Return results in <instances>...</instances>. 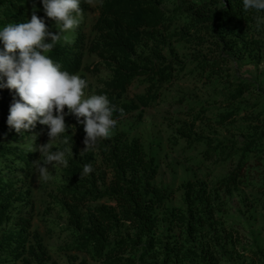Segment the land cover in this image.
<instances>
[{
	"label": "trees",
	"instance_id": "trees-1",
	"mask_svg": "<svg viewBox=\"0 0 264 264\" xmlns=\"http://www.w3.org/2000/svg\"><path fill=\"white\" fill-rule=\"evenodd\" d=\"M212 2L213 5L202 4L192 10L180 6L163 8V0L100 3L91 26L89 47L108 71L101 83L109 101L119 109L113 112L114 119L138 111L139 121L143 109L157 100L163 83L186 68L189 62L178 56L173 43L208 50L195 53L189 60L194 64L189 71L202 77H217L223 71L222 65L234 56L264 49V43L249 34V27L263 18L264 13L245 11L241 0ZM86 3L81 0L82 12ZM29 9L27 0H0V26L26 20ZM79 17L84 22V17ZM71 31L75 33L72 40L59 39L46 54L74 74L81 65L86 35L78 26ZM136 78L147 83L145 92L133 100H123V94ZM233 85L231 103L254 84L240 80ZM257 91L262 93L261 109L257 116L248 119L263 117L260 121L264 123V88ZM11 100L10 91L0 89V163L4 169L16 171L32 164L34 151L22 146L21 139H31L34 135L20 136L8 130L5 121ZM226 109L219 112V124L233 119L239 111L233 104ZM191 123L184 122L178 128L187 147L203 139L195 136ZM250 127L237 150H228L224 142L213 144L212 139L205 138L203 158L222 155L234 162L238 155L232 168L215 180L220 187L231 188L242 183L249 156H264V128L260 130L254 124ZM80 132L84 136L83 125ZM71 151L67 153L68 164L58 188V204L66 212L73 235L66 248L86 254L78 264H89L88 260L97 264H172L175 260L217 264L216 251L224 253L229 242L221 232L211 234L214 237L211 241L198 239L203 237L199 236L202 232L214 230L215 221V209L203 181L189 178L182 186L183 205L168 207L166 202L173 192L170 187L154 182L159 170L155 154L129 130L99 141L84 154H80L76 144ZM88 163L93 165V173L79 178V172ZM19 181L0 176V264H46L48 254L43 240L37 233L31 235L30 217L21 211L29 192ZM160 223H163L161 231ZM178 224L179 234L174 231ZM30 236L32 241L28 242ZM255 252L264 263V251Z\"/></svg>",
	"mask_w": 264,
	"mask_h": 264
},
{
	"label": "rangeland",
	"instance_id": "rangeland-1",
	"mask_svg": "<svg viewBox=\"0 0 264 264\" xmlns=\"http://www.w3.org/2000/svg\"><path fill=\"white\" fill-rule=\"evenodd\" d=\"M103 0H86V7L80 16L78 27L86 35L82 49V61L79 70L74 73L88 82L84 89L85 97L92 94H106L103 91L101 80L108 71L100 63V57L90 51L92 37L91 26L95 21L99 5ZM29 15L33 11L32 4H36V14L45 16L39 0H27ZM213 5L212 0H163V8L180 6L184 9L200 7L202 4ZM80 18V17H79ZM47 30L59 32V25H55L51 18L45 17ZM251 38H256L264 43V17L258 19L249 27ZM75 33L65 31L60 39L72 40ZM172 48L178 56L189 63L184 70L178 72L177 77L164 82L159 90L157 100L143 109V116L137 120L138 111L131 112L117 120V125L112 131V137L119 131H130L131 135L139 136L144 146L155 154L159 170L154 182L168 186L173 195L166 202L168 207L183 205V183L189 178L203 181L207 185L211 206H214V230L204 231V241L214 238L211 234L221 232L228 239L229 246L223 251H216L217 264H264L257 257L256 249L264 251V156L259 158L250 155L247 161L245 175L242 183L235 187H220L215 180L226 174L235 164L230 158L213 155L206 159L201 155L206 147L205 138L212 139L215 144L224 142L228 150H237L247 138V132L253 124L260 130L264 128L263 117L252 120L261 109L262 93L258 88H264V49H257L254 53H244L242 57L234 56L227 64H223V71L217 77H206L191 73L189 70L193 63L189 60L195 53H205L186 43H173ZM226 52V51H225ZM253 82L241 97L229 102V96L237 81ZM147 83L142 78H136L128 91L123 94V100H133L138 94L145 92ZM238 106V112L224 124H219L217 119L220 113L229 105ZM66 110V106H65ZM192 120H194L193 123ZM67 132L63 138L49 140L53 150H72L78 145L79 151L84 148L83 137L80 132L82 125L77 124L74 116H65ZM184 122L193 124L195 136L203 138L199 143L187 147L179 136L178 128ZM47 126L40 125L36 128L40 133L36 140L24 137L22 146H28L34 151L33 162L30 167L23 170L12 171L4 169L0 163V176L20 180L19 184L26 187L29 197L21 206V211L30 217L31 235L37 233L43 240L47 249L48 259L46 264H78L86 256L84 252L67 249L73 235L68 228L66 212L58 204L60 193L58 188L63 181L65 166L60 164L49 165V179L40 180L37 168L38 161L43 160L44 154L36 150L39 144L46 143ZM32 135H35L33 133ZM109 137V138H110ZM26 140V141H25ZM163 223L158 228L161 231ZM207 230V229H206ZM177 234L181 232L178 224L175 227ZM32 237H29V241ZM220 250V247H218ZM138 255L139 252H136ZM150 258V257H149ZM160 258V257H159ZM89 264H97L88 260ZM28 264H33L29 262ZM172 264H191L184 260H175Z\"/></svg>",
	"mask_w": 264,
	"mask_h": 264
},
{
	"label": "clouds",
	"instance_id": "clouds-1",
	"mask_svg": "<svg viewBox=\"0 0 264 264\" xmlns=\"http://www.w3.org/2000/svg\"><path fill=\"white\" fill-rule=\"evenodd\" d=\"M241 2L245 11L264 13V0ZM80 3L81 0H39L45 16L36 14V4L33 3L30 19L0 26V89L7 88L12 95L5 123L9 131L20 136L35 133L33 142L40 134L32 131L37 123L47 126L48 140L36 149L44 154L43 160L37 163L40 180L44 182L49 179V165L68 164L65 158L68 150H53L48 143L49 140L63 138L62 134L67 132L69 125H66L65 116L72 115L77 124L83 125L84 148L80 154L109 138L117 125L113 112L119 109L107 95L85 97L87 80L69 73L46 54L55 47L61 33L79 25ZM45 17L59 25V32L47 30ZM93 171L91 163L85 164L79 178L87 177Z\"/></svg>",
	"mask_w": 264,
	"mask_h": 264
}]
</instances>
